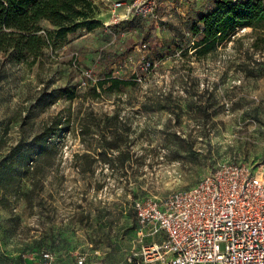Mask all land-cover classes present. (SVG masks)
I'll list each match as a JSON object with an SVG mask.
<instances>
[{
	"label": "rangeland",
	"instance_id": "1",
	"mask_svg": "<svg viewBox=\"0 0 264 264\" xmlns=\"http://www.w3.org/2000/svg\"><path fill=\"white\" fill-rule=\"evenodd\" d=\"M131 1L94 0L100 25L53 37L34 64L0 55V264H136L157 238L134 199L264 161V22L198 56L192 27L218 0H139L145 13H128ZM108 77L132 84L93 90Z\"/></svg>",
	"mask_w": 264,
	"mask_h": 264
},
{
	"label": "built area",
	"instance_id": "2",
	"mask_svg": "<svg viewBox=\"0 0 264 264\" xmlns=\"http://www.w3.org/2000/svg\"><path fill=\"white\" fill-rule=\"evenodd\" d=\"M132 208L157 238L140 246L136 264H264V161L219 164L191 188L134 199ZM74 264L109 263L81 254Z\"/></svg>",
	"mask_w": 264,
	"mask_h": 264
},
{
	"label": "trees",
	"instance_id": "3",
	"mask_svg": "<svg viewBox=\"0 0 264 264\" xmlns=\"http://www.w3.org/2000/svg\"><path fill=\"white\" fill-rule=\"evenodd\" d=\"M94 0H0V55L16 63H36L50 40L63 38L79 28L91 30L100 25L94 18ZM47 21L56 27L47 31L40 25ZM198 22L201 27L193 25L192 30L198 36L194 42L193 52L205 56L221 42L228 40L239 28L253 27L264 22V3L262 0H218L216 8L202 15ZM106 90H119L131 81L118 77L99 80L93 87ZM69 93L64 88L61 94ZM71 97V95H70ZM53 132L41 130L31 138L25 148L28 161L34 162L44 152V147ZM36 147V151H32ZM13 155L19 154L15 145Z\"/></svg>",
	"mask_w": 264,
	"mask_h": 264
}]
</instances>
